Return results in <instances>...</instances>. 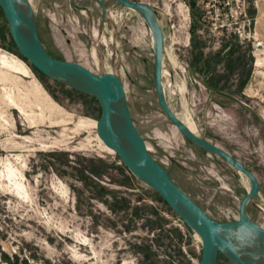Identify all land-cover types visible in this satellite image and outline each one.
Returning a JSON list of instances; mask_svg holds the SVG:
<instances>
[{"label": "rangeland", "instance_id": "rangeland-1", "mask_svg": "<svg viewBox=\"0 0 264 264\" xmlns=\"http://www.w3.org/2000/svg\"><path fill=\"white\" fill-rule=\"evenodd\" d=\"M136 1L158 10L169 106L255 174L245 212L264 228V0ZM73 2L87 9L31 0L47 53L115 73L151 156L212 218L238 219L250 181L160 110L145 20L111 0L104 14L95 0ZM11 42L0 8V264H197L199 235L152 188L127 183L97 137V100L38 71ZM142 204L163 220L143 207L136 215ZM216 264L236 263L218 253Z\"/></svg>", "mask_w": 264, "mask_h": 264}, {"label": "water", "instance_id": "water-1", "mask_svg": "<svg viewBox=\"0 0 264 264\" xmlns=\"http://www.w3.org/2000/svg\"><path fill=\"white\" fill-rule=\"evenodd\" d=\"M18 0H0V8L9 35L22 57L38 71L69 88L93 96L100 115L95 121L97 137L111 149L121 163L141 182L152 188L182 219L186 227L195 231L202 243L197 264H216L218 253L236 264H264L241 254L244 243L264 247V228L251 220L245 212L250 199L259 193L255 174L228 151L189 130L169 106L162 83L164 38L157 10L150 4L136 0H111L137 12L146 22L151 35L154 55V89L160 110L177 130L196 147L222 157L238 173L245 175L250 186L238 206V219L219 222L173 182L167 170L149 153L144 138L138 132L130 114L121 79L113 72L93 73L80 63L51 56L38 36L36 16L30 0H21L25 9L16 6ZM73 5L81 10L86 6ZM104 14L109 0H95ZM251 234V239L241 237Z\"/></svg>", "mask_w": 264, "mask_h": 264}, {"label": "trees", "instance_id": "trees-1", "mask_svg": "<svg viewBox=\"0 0 264 264\" xmlns=\"http://www.w3.org/2000/svg\"><path fill=\"white\" fill-rule=\"evenodd\" d=\"M11 43L13 44V42H11ZM98 162H99V160H98ZM89 165H91V168H90L91 171L93 173H96L98 175L99 174V166L95 167V165H93V161H91V160H89ZM117 168H118V171L124 175V178L126 179V182L127 183H130V184H135L136 182L139 183V180L126 168V166H124V164H120V166H117ZM125 170L128 171V175L124 174V171ZM96 187H99V185L96 186ZM100 189H101L100 190L101 192H104V191L106 192L107 191V189L105 187H103V186H101ZM151 197L154 200L163 203L164 206L167 205L166 202L160 196H158L157 193H155L154 195H151ZM119 199L120 200H123V201H126V199H124L122 197H120ZM140 199H138V200H140ZM117 202H120V201H117ZM142 207L144 209H149V211L152 212L155 215V217H156V220L155 221L156 222L163 220V218L161 216H159V208L157 206L156 207H153V206H149V205H146V204H142L141 207L140 206H134V208H133L134 213L137 215L138 211ZM174 232L176 233L177 230H174ZM143 252H145V254L148 253L147 250H144Z\"/></svg>", "mask_w": 264, "mask_h": 264}, {"label": "bare ground", "instance_id": "bare-ground-1", "mask_svg": "<svg viewBox=\"0 0 264 264\" xmlns=\"http://www.w3.org/2000/svg\"><path fill=\"white\" fill-rule=\"evenodd\" d=\"M30 2H31V0H30ZM16 6L19 9H25V4L21 0L17 1ZM164 56H163V58H164ZM179 119L185 124V126L189 130H191L192 132L197 134L196 133V129L197 128H195V124L192 121L193 119L192 120H190L189 118H186V119L179 118ZM240 236L243 237V238H246V239H248V238L251 239L252 238L251 234H248V233H241ZM243 248L244 249L241 250L242 251L241 254L245 258H248L249 260H252L254 262H257V260H260V261L263 262V254H264V247L263 246L256 245V244L251 245V244L245 242L244 245H243Z\"/></svg>", "mask_w": 264, "mask_h": 264}, {"label": "built area", "instance_id": "built-area-1", "mask_svg": "<svg viewBox=\"0 0 264 264\" xmlns=\"http://www.w3.org/2000/svg\"><path fill=\"white\" fill-rule=\"evenodd\" d=\"M127 9V11H126V13L128 14L129 12L128 11H133L132 9H128V8H126ZM157 10V9H156ZM158 11V10H157ZM120 14H122V12H120Z\"/></svg>", "mask_w": 264, "mask_h": 264}, {"label": "crops", "instance_id": "crops-1", "mask_svg": "<svg viewBox=\"0 0 264 264\" xmlns=\"http://www.w3.org/2000/svg\"><path fill=\"white\" fill-rule=\"evenodd\" d=\"M90 7V6H89ZM102 12H101V8H100V6H99V14H101Z\"/></svg>", "mask_w": 264, "mask_h": 264}]
</instances>
